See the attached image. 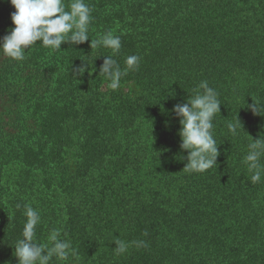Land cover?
Segmentation results:
<instances>
[{
    "label": "trees",
    "instance_id": "1",
    "mask_svg": "<svg viewBox=\"0 0 264 264\" xmlns=\"http://www.w3.org/2000/svg\"><path fill=\"white\" fill-rule=\"evenodd\" d=\"M85 2L89 38L112 31L118 53L90 39L61 50L38 42L22 61L0 52V264H19L28 204L41 215L36 242L59 229L79 264H264V178L252 184L242 163L251 137L264 135V116L248 107L264 103V0ZM14 11L0 0V41ZM110 55L122 69L141 57L120 82L134 95L99 75ZM205 80L221 101L220 154L206 172L183 171L172 110ZM115 238L148 246L117 256Z\"/></svg>",
    "mask_w": 264,
    "mask_h": 264
},
{
    "label": "clouds",
    "instance_id": "2",
    "mask_svg": "<svg viewBox=\"0 0 264 264\" xmlns=\"http://www.w3.org/2000/svg\"><path fill=\"white\" fill-rule=\"evenodd\" d=\"M15 11L11 15L14 25L10 33L0 41V52L4 56L16 61L26 58V49L37 44L52 50H61L62 43L80 45L89 41V25L91 23V8L85 0H71L65 5L64 0H10ZM91 40V49L103 47L111 49L113 55L118 53L122 46L121 37L108 31ZM141 57L130 55L125 58V67L122 69L118 62L110 56H104V63L100 68L108 81L107 87L117 90L122 77L127 76L131 70L139 67ZM85 67L73 69L79 74ZM221 101L215 89L208 82L201 81L196 94L190 96L186 103H178L173 112L180 120L181 149L188 152L187 164L183 171L203 173L217 166L219 146L214 138L212 129L213 117L220 113ZM254 115L264 116V103L254 100L248 105ZM243 126L239 118L229 122L227 128L233 135L238 134V129ZM251 137V136H250ZM254 140L248 145L247 154L242 163L247 166L252 184H257L264 178V139ZM19 208L20 206L17 205ZM23 215L26 221L23 226L22 238L14 246V256L19 264H51L53 258L58 261H72L79 264L80 255L69 240L61 239L59 229H52L45 243L36 242V227L41 222L39 211L30 204L24 206ZM147 236L148 233L143 234ZM113 242L117 247L113 253L117 256L125 254L130 246L147 247L144 240L131 243L115 238Z\"/></svg>",
    "mask_w": 264,
    "mask_h": 264
},
{
    "label": "rangeland",
    "instance_id": "3",
    "mask_svg": "<svg viewBox=\"0 0 264 264\" xmlns=\"http://www.w3.org/2000/svg\"><path fill=\"white\" fill-rule=\"evenodd\" d=\"M117 91H123L125 93H129V94H135L137 92V87L134 86V84L132 83H120V87L117 89Z\"/></svg>",
    "mask_w": 264,
    "mask_h": 264
}]
</instances>
